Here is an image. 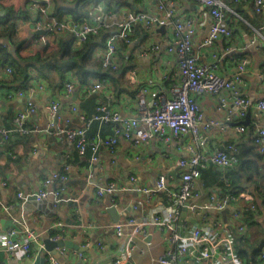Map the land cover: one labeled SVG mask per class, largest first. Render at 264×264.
Instances as JSON below:
<instances>
[{"label": "crops", "instance_id": "1", "mask_svg": "<svg viewBox=\"0 0 264 264\" xmlns=\"http://www.w3.org/2000/svg\"><path fill=\"white\" fill-rule=\"evenodd\" d=\"M128 1L130 4L121 7L114 13L116 16L128 10H146L162 14L150 1ZM169 1L163 0L165 5L169 4ZM172 1L174 18L193 19L194 32L191 42L199 62L216 61V70L221 74H229L240 57H247L246 71L236 88L252 102L247 110L249 123L264 126V110L255 105L258 99L264 98V75L261 72L264 68V27H261L264 25V7L261 11L262 22L254 24L250 21L254 12L252 0H245L247 3L242 7L243 13L250 16L249 18L232 8L227 0H221L225 12L232 13L226 15V21L234 26V31L229 38L219 37L210 45H202L211 20L207 6L200 0ZM65 4H67L65 0H51L47 6V14H53ZM98 5L96 12L103 14L105 9H108L104 4ZM2 6H9L17 11H24L26 8L31 11L30 19L18 20L16 24L18 35L24 39L20 53L27 54L39 49L37 43L39 32L34 28L32 21L39 17L40 13L32 9L27 0H0V13L4 11ZM65 20L73 19L66 17ZM144 29V32L138 35V43L126 50L130 60L126 80L115 86L106 82V86L94 90L98 103H105L125 117L139 116V96L142 89H146L143 92L146 98H149L151 87L147 83L149 79L168 96L171 94V88L178 83L177 55L165 50L166 43L172 36L173 27L168 25L163 29L146 27ZM144 39L159 43L160 47L149 48L147 53H142L139 46ZM49 41L52 46L56 45L54 36L50 35ZM214 52L217 54L216 58L213 57ZM131 69L135 71L134 80H131L129 75ZM39 83L42 87L37 88L34 93L25 91L22 95L14 93L17 88L13 84H0V126H13L15 114L26 108L27 101L30 100L35 105L34 111L24 120L27 131H16L10 139L0 140V229L4 225L1 220L10 219L12 225L9 227L18 228L20 236H26L25 227L37 235L30 241V249L27 252L21 248L11 252L4 249V253L0 255V264H51V256L57 259L58 264H111L113 258L125 251L131 243H134L132 256L135 264H158L159 255L169 246L170 229L148 222L146 235L134 232L128 227L121 235H116L115 221L107 206L115 205L118 220H125L129 216H135L137 220L150 219L151 209L171 203V193L178 190L181 167L177 160L179 157L189 155L187 145L192 143L194 149L209 153L215 149L225 148L229 142L237 143L243 133L236 128L238 120L203 130L201 142L191 140L189 134H183L179 137L171 136L167 140L153 137L145 143L135 145L132 138L117 135L114 151L111 152L105 145H100L97 159L92 160L90 155L79 153L73 143L56 137L53 128L48 125L51 120L49 104L53 100L58 102V112L63 119H70L72 125H80L82 121L78 118L77 112L71 109V105H77L79 110L88 116L89 110L82 109L81 102L91 92L86 93L77 83L70 93H66L64 83L57 86L44 81L31 82L36 85ZM195 96L205 119L222 121L225 119L227 109L218 107L216 94L201 92ZM105 123H110V128L107 133L104 132L113 135L117 124L112 122L98 121L94 132L102 135V125ZM210 165L218 167L214 163H206L201 167V174L195 182L198 193L196 201L199 203L212 196L224 197L219 194L218 187L207 186L204 183L202 171ZM52 171L65 174L66 179L56 185L52 183L44 186L43 179ZM161 175L164 177V187L153 192L143 189L154 188ZM109 181L122 188L114 194L103 193L96 196V188ZM41 187L48 190L58 188L62 199L56 203L52 195L35 199L42 201L39 208L34 203L27 202V199L22 201L17 194L21 191L33 195ZM223 210L214 213L218 214L223 222L232 221L231 207ZM258 221L264 225V209L258 216ZM182 222L191 226L197 219L186 210ZM177 225L178 221L176 227ZM9 227L0 231V240L4 238ZM247 230L251 237L255 227H249ZM45 237L72 240L84 247L80 250L82 256L78 254L79 249L64 245L54 248L57 253L45 251L43 242ZM1 245L3 244L0 243Z\"/></svg>", "mask_w": 264, "mask_h": 264}, {"label": "built area", "instance_id": "2", "mask_svg": "<svg viewBox=\"0 0 264 264\" xmlns=\"http://www.w3.org/2000/svg\"><path fill=\"white\" fill-rule=\"evenodd\" d=\"M29 6L40 13L39 17L33 19V26L36 30L43 29L38 34L37 43L41 48H49V36H54L56 32L70 30L73 32L78 43L84 41L90 32H96L100 24L112 27L111 33L106 37L104 46L97 51V55L102 66L112 70L119 65L118 42L120 40L128 44L131 48L135 45L132 34L135 26L141 24L148 29H158L160 26L171 25L173 33L167 41L165 50L177 55L178 60V83L171 88L170 96L165 91L158 89L155 82L148 80L149 98H146L142 89L139 96L138 117H125L117 111L109 108L105 103H98L95 112L87 116L84 111L79 110L73 104L71 109L77 112L78 118L82 121L80 125H72L70 119H63L58 112V102L53 100L49 104L51 120L49 126L54 130V134L59 139H66L73 143L79 153L84 154L90 151V159H97V152L100 145H105L111 152L114 151V144L117 135L132 138L133 143H145L153 137L160 140H167L171 136L179 137L189 134L191 140L201 142V133L214 125L226 124L232 120H238L236 126L238 131H244L246 124L242 120L246 117L248 108L252 105L250 99L237 90L236 86L241 81L242 74L247 68V57H240L229 74H221L217 69L216 61L199 62L197 55L192 49L191 37L194 32L193 19L186 17L179 20L173 17V1L165 5L163 0H147L154 4V7L162 14H154L146 10H128L120 16H116L111 9H105L103 14L94 5L88 10L87 17L81 21H67L58 19L56 16L47 14V6L51 0H27ZM74 2L75 0H65ZM209 11L211 20L207 31L203 37L202 45H210L219 37L229 38L234 26L226 21L224 4L221 0H200ZM45 4V5H44ZM253 9L261 12L264 7V0H252ZM94 19V21H92ZM262 28L264 25L261 26ZM142 53H147L150 49H158L159 43L144 39L140 44ZM216 52L213 57L216 58ZM11 72V67L7 66L0 74V84L3 78ZM134 69L129 71L131 80H134ZM264 75V68L261 70ZM76 85L75 80H67L64 83L66 93H70ZM106 86L104 82L95 81L89 88H84L86 93ZM42 84H31L26 89L19 88L14 93L22 95L25 91L34 93ZM225 91V92H224ZM208 92L216 94L218 97L219 108L227 109L225 119H205L196 99V94ZM228 92V93H227ZM231 92V94L229 93ZM256 107L264 110V98L258 99ZM35 105L32 101H27L25 109L18 111L14 116V124L11 127L0 126V140L10 139L16 131H27L24 125L25 118L33 112ZM112 122L117 124L113 135L100 137L99 134L88 135L87 130L92 121ZM259 152L264 151V126L257 125L253 138ZM189 155L179 157L177 163L181 167L179 174V188L171 193L172 201L166 205H158L151 209L150 219L137 220L135 216H129L125 220L114 222L116 235H121L126 227L142 235L147 234V223H155L163 228H169V246L159 255L158 264H244V260L238 255L235 249V241L230 229L225 225L226 221L220 217L212 215L214 211H222L226 207H231V217L237 225L239 231L246 228L244 221L245 211L255 209V197L250 191H241L238 195L231 194L222 198L211 197L204 202H197L198 193L195 189V182L201 174V167L211 162L218 166L232 167L237 161L236 143L229 142L222 149H215L209 153L196 150L192 143L187 145ZM66 175L52 171L43 179V185L62 182ZM164 187V177L161 175L154 188H143L147 192H153ZM122 187L113 181L96 188L95 195L103 193L114 194ZM18 196L25 201L28 194L18 191ZM30 195V194H29ZM36 199H41L48 195L54 197V202L62 199L58 188L46 189L39 188L33 193ZM241 199L244 201L242 202ZM233 202V203H230ZM236 202V203H234ZM187 212L197 219L193 225L185 222L177 225L183 207ZM136 207V205H134ZM225 223V224H224ZM25 237L18 234V228L9 227L0 240L6 251H14L18 248L29 251L30 241L36 238L33 230L25 227ZM134 243H131L125 251L117 255L111 264H135L132 256ZM78 254L82 256L79 250ZM264 257V253L261 254ZM51 264H58L53 256L50 257Z\"/></svg>", "mask_w": 264, "mask_h": 264}, {"label": "trees", "instance_id": "3", "mask_svg": "<svg viewBox=\"0 0 264 264\" xmlns=\"http://www.w3.org/2000/svg\"><path fill=\"white\" fill-rule=\"evenodd\" d=\"M227 2L237 12L244 14L242 7L247 3L245 0H227ZM98 4H104L106 8L117 13L121 7L128 6L130 2L128 0H75L67 2L51 15L58 19L71 17L75 21H81L87 17L88 10ZM2 8L4 11L0 13V74L7 66L11 67V72L1 80V84H13L17 89H25L33 80L54 83L57 86L67 80H75L80 87L89 88L97 80L109 82L111 86L120 85L126 80V72L130 68L129 55L126 53L127 43L122 40L118 42L117 69L112 70L102 66L97 56V51L104 46L112 27L100 24L96 32L88 33L86 39L80 43L76 41L72 31H59L54 34L55 46L50 43L49 48H41L38 45L39 49L21 54L20 49L24 45V39L18 35L16 24L18 20L30 19L31 11L27 8L24 11H17L9 6H2ZM225 13L232 15L230 11ZM244 16L250 17L247 14ZM262 20L261 12L254 11L250 17V21L254 24H259ZM144 28L141 24L135 26L132 34L134 42L138 43V35L144 32ZM96 95L92 91L81 102L82 109L89 110L88 116L95 112L94 108L98 105ZM97 126L98 121L91 123L87 134H96L94 131ZM256 127L255 123H248L241 139L235 142L238 161L230 170L220 171L210 165L202 171L205 185L218 187L221 196L238 195L239 192L248 189L255 197L256 208L244 213L246 225L244 231H239L233 220L225 224L233 234L236 252L243 258L244 264H264V257L261 256L264 253V225L258 221V216L264 209V151L259 152L253 141ZM109 128L110 123L103 124L100 136H108L106 133ZM84 154L89 156L90 151L87 150ZM245 183L248 185L246 186ZM212 215L219 217L216 213ZM252 226L255 227V232L250 237L247 229Z\"/></svg>", "mask_w": 264, "mask_h": 264}, {"label": "water", "instance_id": "4", "mask_svg": "<svg viewBox=\"0 0 264 264\" xmlns=\"http://www.w3.org/2000/svg\"><path fill=\"white\" fill-rule=\"evenodd\" d=\"M164 27L163 26H160L158 29H163ZM39 33L43 32V29H40V30H37ZM242 122L244 124H248L249 121H248V113L246 114V117L242 120ZM219 170L223 171V170H230L231 167H223V166H218L217 167ZM247 185V183H245ZM35 196L34 195H28L27 197V202H31V203H34L35 205H37V207L41 208V203L42 201H38V200H35ZM107 210L109 213H111L112 215V219L114 221H117L118 220V213L116 211V208H115V205L114 204H110L107 206ZM224 211V210H223ZM185 215H186V207L184 206L183 207V210L181 211V214H180V219L178 220V224H181L182 221H183V218H185ZM4 225H3V228L0 229L3 230V229H6L7 227L11 226L12 225V222L10 221V219L6 220V219H3L1 220ZM43 242H44V249L45 251L48 250V251H52L54 253H57V251L54 249L55 247H59V246H67V247H74V248H77L79 250H83L84 247L83 246H80L78 245L77 243L73 242L72 240H69V239H62V238H59V239H51L50 237H45L43 239ZM4 253V246L1 245L0 246V255H2Z\"/></svg>", "mask_w": 264, "mask_h": 264}, {"label": "bare ground", "instance_id": "5", "mask_svg": "<svg viewBox=\"0 0 264 264\" xmlns=\"http://www.w3.org/2000/svg\"><path fill=\"white\" fill-rule=\"evenodd\" d=\"M95 109V108H94Z\"/></svg>", "mask_w": 264, "mask_h": 264}]
</instances>
